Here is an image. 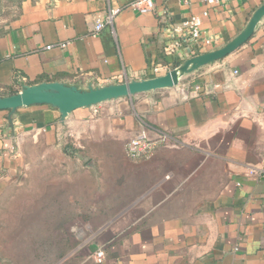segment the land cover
Wrapping results in <instances>:
<instances>
[{
	"label": "crops",
	"instance_id": "crops-1",
	"mask_svg": "<svg viewBox=\"0 0 264 264\" xmlns=\"http://www.w3.org/2000/svg\"><path fill=\"white\" fill-rule=\"evenodd\" d=\"M135 1L0 0V95L17 91L19 81L150 77L151 63L176 64L164 52L169 25L206 11L201 29L213 42L203 53L236 36L264 2L154 0L140 13ZM113 9L112 23L91 36L96 18ZM261 106L264 18L243 45L170 89L101 103L95 115L77 109L64 124L44 104L17 109L11 122L0 110V209L36 178L26 148L57 149L75 166L56 175V191L65 193L57 208L96 220L88 240L59 264H264ZM140 131L151 138L164 133L167 143L132 161L125 144ZM49 177L40 175L42 194L49 192L43 183L54 181Z\"/></svg>",
	"mask_w": 264,
	"mask_h": 264
},
{
	"label": "rangeland",
	"instance_id": "rangeland-1",
	"mask_svg": "<svg viewBox=\"0 0 264 264\" xmlns=\"http://www.w3.org/2000/svg\"><path fill=\"white\" fill-rule=\"evenodd\" d=\"M25 152L30 163L28 173L39 178L29 177L28 185L23 183L10 199L1 203L0 264H59L63 255L71 254L77 248L76 243L82 245L88 240V225L96 220L85 213L62 214L61 208H57L65 193L56 191V175L62 168L66 173H73L72 156L57 149L26 148ZM47 158L50 162L42 164V159ZM41 174L53 176L49 177V180L54 179L49 186L47 182L43 183L44 191L49 189L48 193L42 194ZM63 221L68 226L64 230L61 228L65 224Z\"/></svg>",
	"mask_w": 264,
	"mask_h": 264
},
{
	"label": "water",
	"instance_id": "water-1",
	"mask_svg": "<svg viewBox=\"0 0 264 264\" xmlns=\"http://www.w3.org/2000/svg\"><path fill=\"white\" fill-rule=\"evenodd\" d=\"M264 18V2L251 14L245 27L226 44L197 55L190 56L162 75L146 78H130L121 82L104 84L88 81L85 85L69 84L64 81H41L27 84L19 81V88L13 93L0 95V110L8 111V121L13 113L22 107L44 104L59 112V121L64 124L70 113L77 109L96 107L101 103L136 94L170 89L180 80L197 69L224 58L253 35Z\"/></svg>",
	"mask_w": 264,
	"mask_h": 264
},
{
	"label": "built area",
	"instance_id": "built-area-1",
	"mask_svg": "<svg viewBox=\"0 0 264 264\" xmlns=\"http://www.w3.org/2000/svg\"><path fill=\"white\" fill-rule=\"evenodd\" d=\"M187 0H178L180 3H185ZM206 5L219 4L222 0H202ZM131 7L140 13H146L153 9L154 0H136L132 3ZM118 9L111 10L104 18L97 17L94 27L91 31V36H96L105 25L112 23L113 17ZM207 14L206 11L201 14H192L188 18L179 23L169 25L166 28L168 37L165 44V53L174 56L176 65L191 55L200 54V51L206 47L211 46L213 39L210 36L203 35L201 25L202 17ZM60 47L66 46V43H60ZM51 45H46L50 48ZM171 67L168 64L151 63L149 65L150 77L158 76L169 71ZM96 107H92L93 115L97 114ZM259 115L261 116L264 124V106L259 108ZM167 136L162 133L156 138H151L145 131L138 132L135 136L130 138L125 144L126 156L132 161H139L149 159L154 150L159 146H164L167 143ZM97 260L103 257V250L98 249L95 252Z\"/></svg>",
	"mask_w": 264,
	"mask_h": 264
},
{
	"label": "trees",
	"instance_id": "trees-1",
	"mask_svg": "<svg viewBox=\"0 0 264 264\" xmlns=\"http://www.w3.org/2000/svg\"><path fill=\"white\" fill-rule=\"evenodd\" d=\"M175 65H176V64H175ZM175 65H174V66H175ZM13 92H15V90L9 91V93H13Z\"/></svg>",
	"mask_w": 264,
	"mask_h": 264
}]
</instances>
